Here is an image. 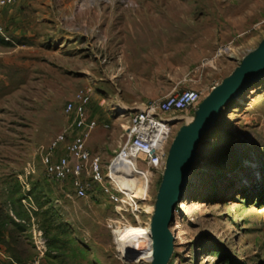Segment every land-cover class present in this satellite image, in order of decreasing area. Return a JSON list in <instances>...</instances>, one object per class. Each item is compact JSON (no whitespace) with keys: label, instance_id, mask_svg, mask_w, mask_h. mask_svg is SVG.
I'll return each instance as SVG.
<instances>
[{"label":"rangeland","instance_id":"1","mask_svg":"<svg viewBox=\"0 0 264 264\" xmlns=\"http://www.w3.org/2000/svg\"><path fill=\"white\" fill-rule=\"evenodd\" d=\"M91 4L93 16L52 6L38 24L11 12L0 20V264H151L125 260L116 232L149 228L164 168L138 162L145 200L113 181L104 185L117 202L100 187L77 199L69 181H48L40 156L68 126L65 103L91 89L89 115L108 128L87 145L108 166L138 106L185 90L201 102L264 40V0ZM197 106L164 117L166 157ZM181 202L168 264H264V76L205 135Z\"/></svg>","mask_w":264,"mask_h":264},{"label":"built area","instance_id":"2","mask_svg":"<svg viewBox=\"0 0 264 264\" xmlns=\"http://www.w3.org/2000/svg\"><path fill=\"white\" fill-rule=\"evenodd\" d=\"M16 0H0V20L2 11L11 7ZM1 31V27H0ZM92 91L87 88L77 94V100L67 101L64 113L68 126L56 135L41 152V164L46 179L52 183L70 182L73 195L77 199H86L96 193V188H103L110 199L118 198L110 194L104 183L111 185L114 163L119 160L127 164L133 160L138 171V162L149 169H160L165 166V145L170 133V123L164 118L177 111L194 108L200 102V93L185 90L171 93L159 101H150L138 106L124 127V143L111 163L103 164L100 155L93 153L87 145L91 134L101 125L91 118L88 106ZM148 188V185H147ZM145 200V199H144Z\"/></svg>","mask_w":264,"mask_h":264},{"label":"water","instance_id":"3","mask_svg":"<svg viewBox=\"0 0 264 264\" xmlns=\"http://www.w3.org/2000/svg\"><path fill=\"white\" fill-rule=\"evenodd\" d=\"M263 76L264 40L198 104L193 121L179 129L165 160L149 224L153 254L151 264H168L172 255L175 238L171 227L176 207L181 202L196 162L199 145L219 120L223 109Z\"/></svg>","mask_w":264,"mask_h":264},{"label":"bare ground","instance_id":"4","mask_svg":"<svg viewBox=\"0 0 264 264\" xmlns=\"http://www.w3.org/2000/svg\"><path fill=\"white\" fill-rule=\"evenodd\" d=\"M185 119L186 122H188V118ZM192 121L193 119L190 122ZM114 165V173H112L111 177L116 188L123 193L127 199L144 200L147 196L148 174L138 171L133 160L130 164H127L126 161L119 160L117 163H114ZM131 176H137L138 179H133ZM185 207V204L181 202L178 209L180 208V211L185 212ZM177 211L178 210H176L175 213H177ZM146 212L149 214L153 213L154 208H148ZM180 228L181 225L179 222L174 221L172 230L177 240L181 239ZM116 243L121 256L125 260H132L134 263L143 261L151 262L153 254L149 228H142L139 225H129L123 228V230H118L116 232Z\"/></svg>","mask_w":264,"mask_h":264},{"label":"crops","instance_id":"5","mask_svg":"<svg viewBox=\"0 0 264 264\" xmlns=\"http://www.w3.org/2000/svg\"><path fill=\"white\" fill-rule=\"evenodd\" d=\"M91 1L93 0H16L11 7L5 8L2 11L1 19L4 13L11 12L15 17V22H19L24 21L23 19L21 20V16L28 14V17H35L34 23L38 24L43 22L44 19L39 20L37 17L41 16L45 18L50 13L49 11L56 6H59L60 10H62L60 12L61 16H68L71 8L72 12H76L78 15L93 16L97 12L92 7ZM93 118L95 119V117Z\"/></svg>","mask_w":264,"mask_h":264}]
</instances>
